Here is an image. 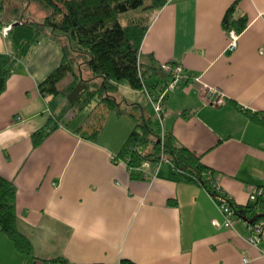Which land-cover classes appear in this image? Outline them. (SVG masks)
<instances>
[{"label": "crops", "instance_id": "0c3cea01", "mask_svg": "<svg viewBox=\"0 0 264 264\" xmlns=\"http://www.w3.org/2000/svg\"><path fill=\"white\" fill-rule=\"evenodd\" d=\"M234 1L168 0L149 9L140 51L158 67L182 69L165 99L163 130L200 156L235 204L247 205L251 187L264 185V0H237L235 16L247 24L229 52L222 18ZM10 8L2 24L14 21ZM7 36L0 32V52L13 54ZM61 59L55 39H38L0 93V175L15 186L16 226L34 256L0 231V264H264L247 227L223 226L208 191L180 180L170 163L142 176L112 159L134 126L128 110L117 114L94 99L75 111L65 96L40 93ZM169 78L159 69L149 81Z\"/></svg>", "mask_w": 264, "mask_h": 264}, {"label": "trees", "instance_id": "16d2710c", "mask_svg": "<svg viewBox=\"0 0 264 264\" xmlns=\"http://www.w3.org/2000/svg\"><path fill=\"white\" fill-rule=\"evenodd\" d=\"M44 11L41 21L26 17L23 9L13 6L10 14L16 16L13 22L6 21L8 0H0V31L8 35L14 53L0 52V93L10 76L15 61L25 53L38 39L51 36L59 43L62 51L60 64L38 85L43 96L63 95L75 111L82 110L97 99L99 103L117 114L123 113L115 93L120 84L143 92L156 88L160 83L149 81L158 67L150 58L149 62L141 59V42L147 29L145 23L129 21L121 23L119 14L143 6L150 10L160 9L168 0H31ZM237 0L230 4L222 18V28L240 33L247 24V18L235 16ZM11 23L7 34L2 28ZM14 23V24H13ZM81 62V63H80ZM85 65L89 77L84 78L81 70ZM66 76L70 80L63 86L58 84ZM131 108L141 109L137 103ZM252 118L256 115L249 113ZM134 126L125 138L117 157H128L127 166L132 174H139L136 168L144 160L156 163L161 156L171 164L174 174L182 181L192 182L208 191L212 199L216 195L204 178V173L213 170L205 166L200 156L185 146L178 145L169 131H164L163 138L154 131L150 121L140 110L138 118L131 112ZM100 129H94L89 135L94 138ZM44 129L32 134L33 145H38L44 136ZM150 151H144V147ZM263 192L252 204L230 205L237 216L246 221L264 219ZM15 186L0 175V231L12 242L14 248L24 257L33 259L32 246L28 238L16 226ZM175 204V202H172Z\"/></svg>", "mask_w": 264, "mask_h": 264}, {"label": "built area", "instance_id": "2783aa9c", "mask_svg": "<svg viewBox=\"0 0 264 264\" xmlns=\"http://www.w3.org/2000/svg\"><path fill=\"white\" fill-rule=\"evenodd\" d=\"M10 26H11V23L4 26L2 28V32L4 34H7V32L10 29ZM227 34H228L229 42L227 44L226 51L230 52V51H233L234 48L236 47L238 33H236L233 30H230L227 32ZM161 69L164 72L168 73L170 78L167 81H164L160 83L159 85H157L156 88L154 89L145 90L144 93L150 99L153 105L157 120L159 122V125H161L159 136L162 141L163 133H164L163 120L166 117L165 99L168 93L174 90L179 85V83L183 79V75H182V69L180 65H177V64L171 65L168 63H162ZM203 90L211 91V89L208 86H205ZM220 102H222V98L221 96H218L215 100V103H220ZM112 159H114L115 161H121L126 165L129 160L128 157L119 158L115 155H112ZM165 162H168L167 159L161 156L160 160L153 164L158 166ZM151 165L152 163L150 162V160H144L141 166L136 168V170L140 172L142 176H147V175L154 176L155 173H150L148 170ZM128 169L131 170L130 167H128ZM204 178L208 181L209 185L211 186V188L213 189L216 195L214 202L216 203L218 209L221 211L224 217L222 225L225 227H232L236 223H241L245 225L248 229V234L246 237L247 242L253 246H261L262 252L264 253V219L251 222V221H246L242 219L240 216H237L234 212V209L230 205V202H232V200L220 188L217 180L214 178V176L211 175L210 171H207L206 173H204ZM262 192H263V186L251 187V189L248 192V200L250 202H253L260 194H262ZM212 224L220 225V223H218L216 220H213ZM243 261L245 262L246 260L243 259Z\"/></svg>", "mask_w": 264, "mask_h": 264}, {"label": "rangeland", "instance_id": "374dc122", "mask_svg": "<svg viewBox=\"0 0 264 264\" xmlns=\"http://www.w3.org/2000/svg\"><path fill=\"white\" fill-rule=\"evenodd\" d=\"M8 5L12 8L14 4L24 11V14L31 18H35L37 21H41L42 17L44 16V11H42L41 7L34 1L31 0H8ZM148 2V0L144 1V5ZM7 8V6H6ZM149 9L140 6L135 9L128 10L127 12L119 14V20L121 23H127L129 21H139L141 23H145L146 16L148 15ZM13 20H16L13 18ZM1 32V31H0ZM8 41V40H7ZM81 63V62H80ZM82 76L84 78H88L89 72L86 70L85 65L82 66ZM70 80V76H66L62 81L59 82L58 86L62 87ZM116 99L120 101L121 108L131 111L137 118L139 116L140 110L144 114V117L148 119L154 129L155 132H160L161 125H159L157 121V117L153 108V105L150 99L145 95L143 92L135 91L134 89L130 88L129 86H125L124 88H120L115 93ZM138 103L141 106V109L138 108H131L132 104ZM149 146L144 147V151L149 150Z\"/></svg>", "mask_w": 264, "mask_h": 264}]
</instances>
